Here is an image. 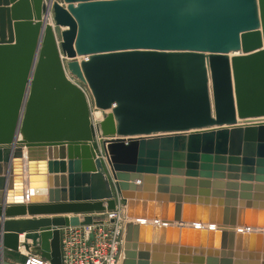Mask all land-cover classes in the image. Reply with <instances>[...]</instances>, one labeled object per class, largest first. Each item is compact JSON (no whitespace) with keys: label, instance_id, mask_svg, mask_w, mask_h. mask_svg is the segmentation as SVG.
Returning a JSON list of instances; mask_svg holds the SVG:
<instances>
[{"label":"water","instance_id":"obj_1","mask_svg":"<svg viewBox=\"0 0 264 264\" xmlns=\"http://www.w3.org/2000/svg\"><path fill=\"white\" fill-rule=\"evenodd\" d=\"M44 9L0 0V264L22 232L60 264L62 228L116 210L120 264H264V0Z\"/></svg>","mask_w":264,"mask_h":264},{"label":"built area","instance_id":"obj_2","mask_svg":"<svg viewBox=\"0 0 264 264\" xmlns=\"http://www.w3.org/2000/svg\"><path fill=\"white\" fill-rule=\"evenodd\" d=\"M54 1L61 3V0H43L45 9L42 14L46 22L49 21V16L52 18ZM68 77L84 92L90 122L95 130V139L99 141L103 138L99 123L109 110L97 108L87 85L72 76ZM99 214V222L62 228L60 264H120L124 244V224L127 219L122 217L118 210L104 211ZM22 264L53 263L42 257L39 252H28Z\"/></svg>","mask_w":264,"mask_h":264},{"label":"crops","instance_id":"obj_3","mask_svg":"<svg viewBox=\"0 0 264 264\" xmlns=\"http://www.w3.org/2000/svg\"><path fill=\"white\" fill-rule=\"evenodd\" d=\"M231 56V54H230ZM63 155L65 156L66 155V151L65 149H63ZM58 176V179L56 181V183L60 186L61 184L64 183L65 187H64V193H61V190H58V203H61V202H67L68 201V192H67V164H66V167L64 168V172L63 173H59L57 174ZM62 177L64 179V182L61 180ZM55 183V182H53ZM55 189V188H53ZM60 189V188H59ZM54 191V190H53ZM53 197L55 195V193L53 192ZM55 198V197H54ZM64 198V199H62ZM50 202V201H49ZM52 203H56L54 201H52ZM72 214L70 213H62V214H50V215H37V216H34V217H30V218H53V217H70ZM78 215V214H76ZM93 217H100V214L99 213H93L92 214ZM28 218V217H26ZM9 219H20V218H12V217H0V229H2V223L3 221H6V220H9ZM19 236V251L18 252H13V251H10V250H4L3 252V258L5 260H8V261H11V262H14L16 264H22L23 262V259H24V256L26 253L28 252H37L36 248L34 246L31 245V240L29 239H25L24 236H25V232H22V233H19L18 234ZM23 243H27L29 246L26 248L23 246Z\"/></svg>","mask_w":264,"mask_h":264},{"label":"bare ground","instance_id":"obj_4","mask_svg":"<svg viewBox=\"0 0 264 264\" xmlns=\"http://www.w3.org/2000/svg\"><path fill=\"white\" fill-rule=\"evenodd\" d=\"M48 20H49V21H48L49 23H52V18H51V16L48 17ZM231 55H232V54H231Z\"/></svg>","mask_w":264,"mask_h":264}]
</instances>
